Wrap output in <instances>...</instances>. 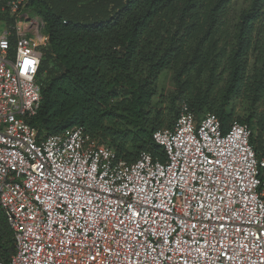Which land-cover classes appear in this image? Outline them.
Listing matches in <instances>:
<instances>
[{"label": "built area", "instance_id": "1", "mask_svg": "<svg viewBox=\"0 0 264 264\" xmlns=\"http://www.w3.org/2000/svg\"><path fill=\"white\" fill-rule=\"evenodd\" d=\"M0 0V208L10 264H264V151L252 131L182 107L154 134L167 159L135 163L77 127L45 137V23Z\"/></svg>", "mask_w": 264, "mask_h": 264}, {"label": "trees", "instance_id": "2", "mask_svg": "<svg viewBox=\"0 0 264 264\" xmlns=\"http://www.w3.org/2000/svg\"><path fill=\"white\" fill-rule=\"evenodd\" d=\"M23 9L48 38L41 105L28 121L39 135L81 127L127 163L145 152L165 162L154 134L173 129L185 105L197 120L217 116L225 132L247 126L262 158L264 0H25ZM163 75L176 90L169 107ZM237 101L249 104L248 117L236 118ZM15 253L0 208V264Z\"/></svg>", "mask_w": 264, "mask_h": 264}, {"label": "rangeland", "instance_id": "3", "mask_svg": "<svg viewBox=\"0 0 264 264\" xmlns=\"http://www.w3.org/2000/svg\"><path fill=\"white\" fill-rule=\"evenodd\" d=\"M243 3L236 4L234 7V12H239L242 8ZM160 88L162 90V94L164 95L163 99L166 101L164 107H169L172 101V97L175 94V85L173 83L172 77L170 75H163L160 79ZM233 107L236 109V118L248 117L249 104L246 101H237L233 104ZM100 141V139H97ZM261 147L263 142L260 143Z\"/></svg>", "mask_w": 264, "mask_h": 264}]
</instances>
